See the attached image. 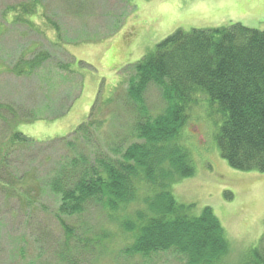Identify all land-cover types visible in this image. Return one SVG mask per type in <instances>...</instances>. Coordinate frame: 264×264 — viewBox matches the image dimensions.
I'll use <instances>...</instances> for the list:
<instances>
[{"label":"rangeland","instance_id":"1","mask_svg":"<svg viewBox=\"0 0 264 264\" xmlns=\"http://www.w3.org/2000/svg\"><path fill=\"white\" fill-rule=\"evenodd\" d=\"M33 4L40 8L37 16L18 12V6ZM46 10L58 24L61 40L42 18ZM17 15L27 18L26 22L16 20ZM232 25L264 31V0H0V188L12 182L7 192L13 194L8 201L0 190V264H51L55 254L68 251L78 264H187L176 251L128 255L134 238L121 223L141 206L132 205L117 215L119 219H111L97 204L82 216L64 218L76 240L71 243L55 219L57 201L49 188L45 187L42 205L31 216L19 198L33 192L38 196V186L48 180L59 155L67 152L54 141L72 139L73 132L90 118L96 101L95 137L87 136L93 158H114L112 148L124 150L135 141L131 135L136 117L126 100L129 81L135 77V64L159 43L178 30ZM40 51L51 54L45 67L53 75L39 72L29 80L11 72L22 59L31 60ZM72 63L78 75L72 76L70 84L51 92L41 83L60 79L56 74L67 72L61 67ZM80 80V96L61 117L74 96L73 83ZM198 99L199 106L190 111L181 136L195 175L174 183L172 192L179 203L194 205L195 214L205 207L214 210L233 251L225 264H236L264 235V173L239 172L229 166L216 141L221 115L205 96L199 94ZM145 103L153 117L166 106L155 86L146 92ZM34 117L41 120L26 122ZM14 132L46 145L14 146Z\"/></svg>","mask_w":264,"mask_h":264},{"label":"trees","instance_id":"2","mask_svg":"<svg viewBox=\"0 0 264 264\" xmlns=\"http://www.w3.org/2000/svg\"><path fill=\"white\" fill-rule=\"evenodd\" d=\"M32 6H18V12L26 17L37 16L40 8ZM51 14L49 10L42 11V18L61 40L60 29ZM26 19L16 16L19 21ZM51 59L49 52L40 51L31 60L22 59L11 72L29 80L37 78L39 72L44 76V71L49 73L45 65ZM73 63L61 67L67 72L63 75L61 70L56 74L60 79L41 83L51 92L70 84L72 76L78 75L72 69ZM134 69L135 77L129 81L126 100L131 102L130 111L136 117L131 135L135 141L124 150L112 148L114 158L108 155L93 158L89 147L92 143L87 136L95 137L97 122L93 117L99 107L96 101L90 118L73 132L72 139L66 136L54 141L67 152L59 155L48 180L38 186V196L34 192L21 196L20 205L31 216L42 205L45 187L49 188L57 201L55 219L71 243L76 240L64 218L82 216L97 204L111 219H119L117 215L138 205L141 207L121 223L124 231L134 238L128 255L149 257L176 251L187 259V264H225L233 251L214 210L205 207L201 214H195L194 205L177 201L172 185L195 175L191 154L182 144L181 136L190 111L199 106V94L221 115L223 123L216 141L222 158L236 171L264 173V31L242 25L191 32L178 30L137 62ZM81 84L82 80L73 83L74 96L71 94L72 100L61 117L69 113L80 96ZM151 86L158 88L166 102L165 109L155 117L149 115L145 103ZM36 120L41 119L34 117L26 122ZM12 145L33 148L46 144L14 132ZM11 184L0 188L8 201L13 198L7 192ZM95 243L101 244L99 240ZM54 256L51 264H78L70 251ZM236 261V264H264V235L258 246Z\"/></svg>","mask_w":264,"mask_h":264}]
</instances>
